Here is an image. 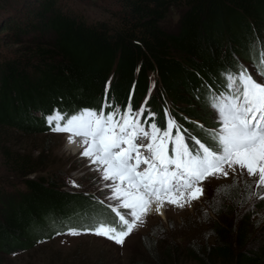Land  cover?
Instances as JSON below:
<instances>
[{"label":"trees","instance_id":"16d2710c","mask_svg":"<svg viewBox=\"0 0 264 264\" xmlns=\"http://www.w3.org/2000/svg\"><path fill=\"white\" fill-rule=\"evenodd\" d=\"M116 1L118 12L107 21L90 19L61 0H17V17L0 29L9 31L13 43H21L23 36L28 43L20 53L0 54V125L47 132L46 116L54 110L69 116L84 108L107 112L104 102L120 109L131 103L135 109L152 73L158 89L144 106L156 114L158 125H164L167 107L183 128L208 138L207 129L216 126L209 115V93L223 89L224 75L242 63L259 69L264 0ZM175 5L183 10L176 31L170 32L160 22ZM23 157L14 159L23 193L0 201V253L27 250L41 239L81 229L90 218L112 220L98 197L77 187L64 191V183L41 175L28 178L38 165ZM217 234L213 243L195 248L189 243L192 235L182 248L170 239L144 237L145 256L135 264H176L182 254L195 264H264V241L250 251ZM240 234L241 227L235 236ZM154 240L155 246L150 244Z\"/></svg>","mask_w":264,"mask_h":264},{"label":"snow or ice","instance_id":"6c2138e0","mask_svg":"<svg viewBox=\"0 0 264 264\" xmlns=\"http://www.w3.org/2000/svg\"><path fill=\"white\" fill-rule=\"evenodd\" d=\"M224 87V92L209 101L219 124L210 130L207 142L183 128L167 111L165 127L144 106L133 112L131 103L123 112L117 106L107 113L102 108L99 112L82 109L70 116L54 110L48 115L46 122L52 132L69 134V143L81 138V155L101 173L99 190H109L99 202L107 201L118 218V223L90 218L87 225L70 228L68 234H94L123 246L151 212L162 215L166 203L179 208L191 205L205 196V181L230 174L239 178L246 173L258 179L244 181L242 192L237 180L217 186L213 205L237 194L243 197L241 203L253 197L264 201V194L253 191L264 189V53L255 74L242 67L227 75ZM70 183L81 187L75 180Z\"/></svg>","mask_w":264,"mask_h":264},{"label":"rangeland","instance_id":"374dc122","mask_svg":"<svg viewBox=\"0 0 264 264\" xmlns=\"http://www.w3.org/2000/svg\"><path fill=\"white\" fill-rule=\"evenodd\" d=\"M61 1L90 19L112 21L118 12L116 0ZM17 3V0H0V25L4 22L5 25L10 24V20L12 21L13 18L17 17L14 9L21 6L20 3L18 5ZM182 10L180 5L170 7L160 25L167 31L175 32L177 20ZM43 38H48V35L45 33ZM21 40V43H13L9 31L0 29V54L20 53V50L28 43L24 36L21 37ZM262 40L264 42V36ZM260 59L261 57H258V61ZM240 66L238 69L247 68L253 74L259 70L252 63H242ZM256 66L259 64L257 63ZM154 89H158L156 78L152 73H149L146 95L139 103V107L133 112L138 111L143 106L144 101L150 94H153ZM214 95L210 92L208 99L211 101ZM165 103L166 105L169 104L168 101ZM164 109L170 114L167 107ZM208 110L213 123L216 125L207 129L209 133L210 130L218 128L219 122L215 118L214 110L210 107ZM193 123L200 126L198 120H193ZM194 135L204 142L208 141V138L203 136L204 134L197 133ZM79 141L76 139V143ZM147 142V140L140 141L143 144ZM76 143H69L67 136H64L63 133H55L51 130L26 133L0 125V201L3 199L6 201L7 198L14 200L20 196V193H23L20 171L17 170L18 161L17 163L14 162L15 157L19 156H24L26 163L31 166L36 167L38 165L37 171L27 175L28 178L41 175L54 183H64L60 189L68 192H72L74 190L72 188H76L70 183V180H75L78 185H81V187H77L76 191L98 197V201L103 200L109 190H99L101 185L98 178L101 173L90 165L89 158L81 156L83 150L77 153L76 150L72 151L67 148L69 144ZM145 155L148 153L145 152ZM256 179L258 178L248 176L245 173L239 178L230 174L227 178H211L209 181H205L206 194L200 200L193 201L191 205L184 208L166 203L162 209L163 214L151 212L146 218V222L126 239L123 246L94 234L71 236L67 230L49 239H41L27 250L9 254L0 253V264H135L141 259L140 257L145 256L144 242L142 243L144 237H151L153 240L156 236L158 239H170L182 248L183 245H186L189 236L192 235L189 243L195 248L197 244L213 243L214 239L218 237L217 233H219V238L223 237L225 242H232L233 247L239 243L242 245L241 249L256 251L264 241V201L253 197L246 203H241L243 197L237 194L233 196L235 199L233 203L231 202L232 204L228 199H223L225 203L222 204L221 202L219 206L212 204L213 190L217 186L232 184L234 180H237L242 192L244 181L253 182ZM253 191L264 194V189L259 187L254 188ZM105 205L107 206V201ZM107 212L112 218L111 221H107L118 223L115 214L109 209ZM216 212L218 213L216 214ZM240 227L241 234L237 238L235 232ZM152 233L156 235L153 237ZM181 234L184 236L181 237ZM156 243L154 240L150 244L155 246ZM176 264H195V262L189 256L182 254L177 256Z\"/></svg>","mask_w":264,"mask_h":264},{"label":"bare ground","instance_id":"6f19581e","mask_svg":"<svg viewBox=\"0 0 264 264\" xmlns=\"http://www.w3.org/2000/svg\"><path fill=\"white\" fill-rule=\"evenodd\" d=\"M77 139V138H76ZM79 140H81V139H79ZM67 148L68 149H70V150H72V151H77V153H80L82 150H83V146H82V144L80 143V141L79 142H77L76 144H73V145H71V144H69L68 146H67ZM82 156V155H81ZM83 157V156H82ZM85 158V157H84ZM87 158V157H86ZM83 159V158H82ZM90 165H92L93 167H95V168H97V166L96 165H94V164H92V163H90Z\"/></svg>","mask_w":264,"mask_h":264}]
</instances>
